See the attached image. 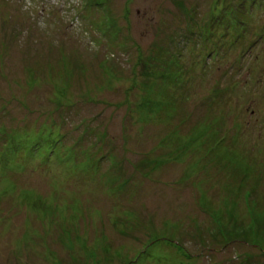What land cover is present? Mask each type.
Returning a JSON list of instances; mask_svg holds the SVG:
<instances>
[{
	"label": "rangeland",
	"instance_id": "rangeland-1",
	"mask_svg": "<svg viewBox=\"0 0 264 264\" xmlns=\"http://www.w3.org/2000/svg\"><path fill=\"white\" fill-rule=\"evenodd\" d=\"M0 264H264V0H0Z\"/></svg>",
	"mask_w": 264,
	"mask_h": 264
}]
</instances>
